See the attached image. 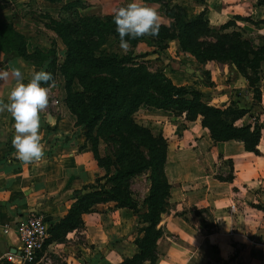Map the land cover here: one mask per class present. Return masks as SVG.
<instances>
[{
    "label": "rangeland",
    "instance_id": "obj_1",
    "mask_svg": "<svg viewBox=\"0 0 264 264\" xmlns=\"http://www.w3.org/2000/svg\"><path fill=\"white\" fill-rule=\"evenodd\" d=\"M258 1L261 0H219L218 4L212 3L210 8L213 11L222 12L223 17L226 18L224 24L228 26L226 31L240 32L243 38L256 47L264 44V22H262L264 7L260 6ZM146 2L145 5L158 12L159 27H168L173 22L172 16L164 13V8L158 1ZM172 3L180 5L182 1L173 0ZM206 5V0H190L186 9L188 17L193 18L203 14L209 21L210 16L207 13L209 9ZM218 7L221 9H217ZM70 25L71 28L64 29V32L67 39L71 41L67 49L69 48L71 54H75V59L69 67H61L62 75L58 78L59 84L63 85L66 100H70L72 112L77 118L81 133L94 152L98 172L103 173L101 176L107 174V171L108 175H111L117 169H127L133 161H136L133 168L138 167V153H145V155L148 153L137 142L141 137L131 127V123L144 127L152 135L164 138L167 143L164 167L173 188L169 189L167 201L170 206L166 207L167 213L163 215L164 223L178 215L185 218L195 229L193 231L187 226L181 228L175 224L176 226L171 227L174 230L171 232L166 227L164 229L166 234L162 242L160 241V248L164 247L165 242L176 241L180 234L188 235L187 230L198 241H202L201 233L205 236L215 234L217 237L221 229H227L223 237L226 238L227 245L221 247L223 254H220L218 244L206 242L204 247V242H201L188 264H264L263 246L258 242L264 237V218L253 221L244 218V213L249 215L253 212L250 207L251 211L243 212V207L234 217L229 216L228 213L225 217H219L217 213L212 214L207 208L192 206L183 209L181 204L176 205L179 201L176 197L180 185L179 182L176 183V170L178 166H183L182 159L186 163L192 155L181 137L188 135L186 130L196 128L191 135H197L198 140L203 142L205 135L203 132L205 133L206 130L192 123L197 119L200 121L199 118L190 121L185 118V112H177L174 115L171 111L153 106V104L164 105V107L174 105V103H168L167 96H158L154 93V88L166 91L170 81L172 85L185 87L192 93L184 95L186 101L199 100L205 105L218 108L220 117L225 123L235 127L249 124L251 129L258 127L260 135L262 133L264 135V131L261 132L264 128V59L256 67L245 69L247 75L245 78L238 72L235 65L224 59L197 60L189 51L182 50L177 40L162 42V49H158L154 45H147L142 39L137 41L136 38L126 36L125 39L129 38V49L126 53H122L118 47L119 39L113 35L117 32L112 18L103 19L99 23L74 18ZM219 25L217 24L216 27ZM162 33L163 31L159 29L155 36L143 37L153 44L161 41ZM81 41L87 46L81 47ZM167 47L169 48L166 49ZM49 72L52 74L50 81L55 80V73L52 70ZM56 75L59 76V73ZM68 90L72 95H69ZM137 94L147 103H140V99L134 103L133 99ZM131 108L135 111L130 114ZM207 141L208 144L201 142L195 145L197 150L203 152V149L212 147L211 142L208 139ZM136 145H139V149ZM144 145L149 147L150 142L145 140ZM232 145L239 144L232 143ZM260 148L264 153V137ZM197 155L200 160V155ZM247 157H249V163L252 161L249 164L248 173L255 178L247 184L248 193L243 194L242 190L238 189L231 194L234 203L229 201L230 209L238 207L239 210L242 207L240 203L243 201H239L240 196L245 199L249 197V201H260V199L264 201V174L260 172L261 169H256V165L264 168V159L261 158L258 164H255L253 156ZM205 159L207 162L200 167V173L202 183L207 182L208 186L211 182L208 194H214L218 189L212 186L217 183V180L232 181L233 177H236L234 183L240 187V175L246 171L242 170L241 173L238 157L234 158V163L231 159L222 156L218 158L210 155ZM195 175H198L197 171ZM125 185H128V190L132 193L134 202L137 203V209L132 211L128 222L130 231L120 240V243L125 251L132 253L133 249L137 250L136 245L143 239L148 226L145 222L148 217L145 199L151 188L150 169L133 176ZM258 207L262 208L260 204ZM262 209L264 212V208ZM174 221L176 223V218ZM221 221L223 223L219 224ZM180 223L183 225L182 222ZM162 227H165V224L160 228ZM78 229L80 231L81 226ZM164 231L162 230L163 234ZM211 241L214 242V238ZM228 245L230 249L231 247L234 249H231L233 254L232 256L229 254L230 258L227 260L224 252L227 251ZM41 255L42 253L39 256Z\"/></svg>",
    "mask_w": 264,
    "mask_h": 264
},
{
    "label": "crops",
    "instance_id": "obj_2",
    "mask_svg": "<svg viewBox=\"0 0 264 264\" xmlns=\"http://www.w3.org/2000/svg\"><path fill=\"white\" fill-rule=\"evenodd\" d=\"M181 1L180 6L186 10L190 0ZM129 2L131 0H0V71L19 68L25 83L31 79L34 72L41 69L48 72L52 70L56 78L42 82V86L47 87L49 91L48 105L39 113L41 118L39 133L44 152L40 160L23 163L16 158V150L11 143L15 134L12 127L14 120L6 110H0V264H13L6 260V256L18 246L14 228L31 211L42 214L44 218H50L47 221L49 236L44 254L39 256L34 264H120L124 259L131 258L137 253L138 248L130 253L125 251L120 243L130 231L128 222L133 210L118 207L113 201L97 203L89 212L81 213L79 224L71 230H65L62 224L68 221L67 215L76 200L75 192L94 184L96 178L103 174L98 172L91 147L82 135L77 118L66 102L63 85L59 84L58 78L62 75L60 70L68 54L64 29L74 18L99 22L103 19H111L114 7L125 6ZM142 2L147 3L144 0ZM206 2L209 9L207 13L210 16L209 24L212 26L224 24L226 18L223 17L222 12L210 8L212 3L218 4L219 0H206ZM57 73L59 76L56 75ZM14 83L15 81L11 79L0 82V104L8 103V93ZM192 123L206 130L207 135L203 132V135L205 134L203 142L198 140L197 135H191L195 128V130H186L188 135L181 137L192 155L186 163L182 159L183 166H178L176 170V183H180L176 197L179 201L176 205L181 204L183 209L192 206L207 208L212 214L217 213L219 217H225L226 213L234 217L243 207V212L250 210V207L253 212L249 215L244 213V218L252 221L264 218L262 212L264 201L261 199L249 201V197L248 200L240 196L238 200L243 201L240 203L242 207L239 210L237 205V208H229V201L233 202L231 194L238 189L242 190L243 194L248 193L247 184L255 178L248 173L252 161L249 163L247 156H253L255 164H258L261 158L264 159V153L260 148L263 133L256 145V150L259 151L253 152L246 150L242 141H215L198 119ZM263 131L264 128L261 129V132ZM207 139L212 147L203 149V152L198 151L195 145L201 142L208 144ZM232 143L239 145L235 146ZM197 154L200 155V160ZM194 155L197 157H193ZM210 155L218 158L227 157L233 163L234 158L238 157L241 173L242 170L246 171L240 175V187L234 183L236 177H233L232 181L217 180L212 186L220 190L208 194L211 182L208 186L207 182L202 183L200 167H203L207 162L205 158H209ZM256 169H261L260 172L264 174V168L256 165ZM164 173L171 190L173 184L169 181L165 167ZM258 204L262 206L261 209ZM168 206H170L169 201L166 202V207ZM166 213L167 210L162 213L157 226L160 228L165 224L161 230L164 231L167 227L173 232L171 227L176 225L195 230L185 218L178 215L164 223L163 215ZM175 218L176 223H174ZM222 223L223 221L219 224ZM4 226L10 228L8 233H3ZM226 230L221 229L217 237L215 234L205 236L201 233L202 241H198L187 230L188 235L180 234L176 241L165 242L164 247L160 248V241L162 242L166 234L164 231L157 242L158 258L153 262L145 261L143 264H188L201 242H204V247L206 242L218 244L220 254H223L221 247L227 245L226 238H223ZM206 238L209 241L205 240ZM213 238L214 242L211 241ZM258 242L263 246L264 261V237ZM229 247L228 245L227 251L224 252L227 260L230 258L229 254L231 256L233 254L231 249H234Z\"/></svg>",
    "mask_w": 264,
    "mask_h": 264
},
{
    "label": "trees",
    "instance_id": "obj_3",
    "mask_svg": "<svg viewBox=\"0 0 264 264\" xmlns=\"http://www.w3.org/2000/svg\"><path fill=\"white\" fill-rule=\"evenodd\" d=\"M153 1H158V3L162 5L164 13L166 15H171L173 22L170 23L168 27H159V29L163 31L161 41L151 44L149 41H146L143 36L137 37V41L138 39H142L147 45H154L158 49H162V42L177 40L179 47L182 50L189 51L197 60L209 61L224 59L235 65L238 72L245 78H247L245 69L256 67V65L264 59V44L255 47L249 40L243 38L240 32L226 31L228 28L227 24H222L217 27L212 26L203 14L189 18L186 10L178 4H173L172 0ZM258 4L264 6V0L258 1ZM86 20L93 21L91 23H99V21L92 19ZM69 28H71L70 24L68 27H65V29ZM113 35L119 39L117 33H113ZM126 40L129 42V38ZM70 43L71 41L69 40L67 45ZM80 44H82L81 47L87 46L83 41H81ZM67 53V58L63 67H69L75 59V54H71L69 48ZM111 61L112 60H110V62ZM171 91L174 92L172 93ZM67 92L69 95H72L70 90ZM154 93L158 96H167L168 103H174L173 106L169 107L153 104L156 108H163L167 111H171L174 115L177 114V112H185V118L190 121L199 118L201 125L208 129L213 140L242 141L246 150L256 152V145L260 138V129L258 127L251 129L249 124L235 127L225 123L220 117L218 108L205 105L199 100L186 101L184 95L191 92L187 91L185 87H176L172 85L170 81H168V89L166 91L164 89L159 90L158 88H154ZM139 99L140 96L137 94L133 102L135 103ZM66 102L72 110L70 100H66ZM139 102L147 103L142 99H140ZM134 111L135 109L131 108L129 113L131 114ZM131 124V127L136 130L141 137L137 142L143 146V149H145L148 155L141 152L138 153L139 158L137 159H139V162H137V168H133L134 165H136V161H133L127 169H117L115 173L111 175H108L109 172L107 171V174L104 176L97 177L94 184L87 185L80 191L75 192L74 198H76V200L67 215L68 221L62 224L67 231L75 228L79 224L81 213L89 212L95 204L107 201H113L118 207H125L135 211L137 209V203L134 202L132 193L128 190V185H125V183L129 181L130 178H133V176L144 170L150 169L151 188L148 197L145 199L148 206V217L145 222L148 223V226L145 229L143 239L137 244V253L131 258L124 259L120 263L143 264L145 261L153 262L158 258V251L156 248L157 242L163 234L161 228L157 226L160 222L162 213L166 211V200L169 197L170 189V185L164 173L167 143L164 138L152 135V133L144 127H139L133 122ZM145 140L150 142L149 147L144 145ZM138 147L139 145H136L137 149H139Z\"/></svg>",
    "mask_w": 264,
    "mask_h": 264
},
{
    "label": "clouds",
    "instance_id": "obj_4",
    "mask_svg": "<svg viewBox=\"0 0 264 264\" xmlns=\"http://www.w3.org/2000/svg\"><path fill=\"white\" fill-rule=\"evenodd\" d=\"M112 22L119 36V49L126 53L129 43L125 37L137 38L146 35L155 36L159 30V14L142 0H131L125 6L112 9ZM15 81L8 93V103L0 104V110H6L14 120L12 125L14 136L12 145L15 155L23 163L40 160L43 155L41 144L40 115L48 105L47 87L42 82H49L52 74L43 69L32 74L31 79L25 83L19 68L9 71H0V82Z\"/></svg>",
    "mask_w": 264,
    "mask_h": 264
},
{
    "label": "built area",
    "instance_id": "obj_5",
    "mask_svg": "<svg viewBox=\"0 0 264 264\" xmlns=\"http://www.w3.org/2000/svg\"><path fill=\"white\" fill-rule=\"evenodd\" d=\"M9 230L8 226L3 227V233H8ZM14 232L18 246L7 254V261L13 264H31L37 261L40 253L43 256L49 236V225L42 214L31 211L15 226Z\"/></svg>",
    "mask_w": 264,
    "mask_h": 264
},
{
    "label": "water",
    "instance_id": "obj_6",
    "mask_svg": "<svg viewBox=\"0 0 264 264\" xmlns=\"http://www.w3.org/2000/svg\"><path fill=\"white\" fill-rule=\"evenodd\" d=\"M44 220H45V221H49L50 218H49V217H45Z\"/></svg>",
    "mask_w": 264,
    "mask_h": 264
}]
</instances>
